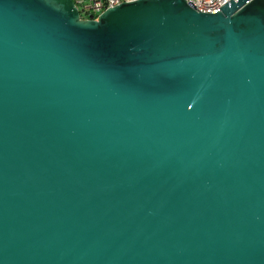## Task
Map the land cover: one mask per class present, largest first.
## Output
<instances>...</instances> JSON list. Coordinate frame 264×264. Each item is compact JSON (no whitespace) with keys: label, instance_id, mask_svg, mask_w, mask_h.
Instances as JSON below:
<instances>
[{"label":"water","instance_id":"1","mask_svg":"<svg viewBox=\"0 0 264 264\" xmlns=\"http://www.w3.org/2000/svg\"><path fill=\"white\" fill-rule=\"evenodd\" d=\"M0 264H264V0H0Z\"/></svg>","mask_w":264,"mask_h":264},{"label":"built area","instance_id":"2","mask_svg":"<svg viewBox=\"0 0 264 264\" xmlns=\"http://www.w3.org/2000/svg\"><path fill=\"white\" fill-rule=\"evenodd\" d=\"M130 0H75L81 17L98 18L106 8ZM202 11H217L230 0H187Z\"/></svg>","mask_w":264,"mask_h":264}]
</instances>
